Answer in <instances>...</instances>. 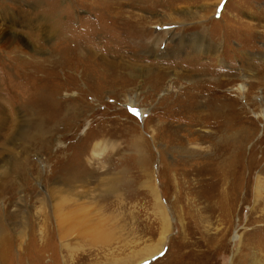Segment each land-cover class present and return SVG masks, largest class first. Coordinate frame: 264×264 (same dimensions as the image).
Returning <instances> with one entry per match:
<instances>
[{"label":"rangeland","instance_id":"obj_1","mask_svg":"<svg viewBox=\"0 0 264 264\" xmlns=\"http://www.w3.org/2000/svg\"><path fill=\"white\" fill-rule=\"evenodd\" d=\"M103 1L0 0V30L41 42V55L25 56L46 60L37 72L0 49V264H264V0H135L143 11H123L148 23L133 55L135 39L118 44L122 29ZM166 30L179 41L204 35L210 50L171 53L163 42L152 51L148 41ZM68 32L89 45L88 67L53 52ZM121 61L133 68L104 65ZM213 103L234 116L231 128L257 159L250 185L237 175L226 189L215 177L193 182L189 169L211 160L217 130L200 118ZM23 115L33 124L25 135L12 125ZM162 240L157 256L138 263Z\"/></svg>","mask_w":264,"mask_h":264},{"label":"bare ground","instance_id":"obj_2","mask_svg":"<svg viewBox=\"0 0 264 264\" xmlns=\"http://www.w3.org/2000/svg\"><path fill=\"white\" fill-rule=\"evenodd\" d=\"M103 3L104 4H102V7L106 11V17H108L110 20L114 21L113 24H117L119 26L120 31L122 29V32H123L122 37H120L117 40L118 44H122V45L126 44L127 39L129 40V37H127L129 34H131V36H133V39L139 40L138 43H137V40L136 41L134 40L133 41L134 43L133 42L131 43L133 48L131 49L130 52L128 51V54H131V55L136 54L134 52H136V51L138 52V50L141 49L143 40L146 38V34H144L143 30L145 28V25L148 23V19L143 17L140 14H132V13L124 12L122 7H124L126 5H131V7L136 8L139 11H143L142 7L139 6V3L135 0H133V1L129 0V2H124V0H118V1L104 0ZM140 7H141V9H139ZM104 16H105V14H104ZM155 26L162 27V26H172V25L154 24V27ZM65 27L68 30V26L66 24H65ZM115 27H117V26H115ZM7 33H8V31H5V29L0 30V49L5 50V51L10 50V52H8V53H11V55L13 56L11 59L16 60L17 62H20L21 65L26 66V67L28 65L29 66L33 65L36 67L37 72H42V66L45 65V63H46V60L44 58L39 56L40 58H37L36 62H31L25 56V55L28 56L29 53H34V52L36 55H41V52H43V50L38 44L42 45V43L36 42L35 43L36 46H35L34 44H31L25 37H23L22 35H20L18 33L13 34V35H7ZM72 33L73 32H71V34ZM71 34H70V32H68L67 37H65V36L61 37L60 41H58V44H57L58 47L55 48V50L53 49V52L58 53L59 50L63 54H66L67 52H69L70 55H72L74 57L73 67L75 69H79V68L84 69L86 66L88 67L89 65H91L93 63V61L91 59L92 58L91 49L89 48V45H84V44H82L81 41L78 42V39L75 38L74 35H73V37H69ZM140 34H143V36H140ZM166 36H168V37H166ZM163 37H165V38H163ZM176 37L177 36L175 35V33H171V30H166L165 32H162L160 36H158V34L155 32L153 34L152 38L150 36L151 40L148 41V47L153 51V50H155L157 45L160 46V44L163 42H167V43L169 42L171 44L172 43L174 44L172 50L170 51L171 53H174L175 50H177L179 48L185 47V45L188 47L189 46L192 47V49L193 48L196 49V51H199L200 54L201 53L203 54L205 52V50H207V49L210 50V48H208L207 40H206L204 35H201L198 33H196L195 35L192 34V38L187 37L188 41H179L180 39L178 38V40H176ZM39 40L40 39H38V41ZM185 42H186V44H185ZM211 49H213V48H211ZM53 52L51 53L52 58L55 57V55H54L55 53H53ZM107 52H109L111 54L119 52L117 55H114V58H116L117 56L121 57V55H119L120 53H122V54L126 53V52H123V50L114 51V49H111L110 51H107ZM30 63H35V64H30ZM53 63L58 64V65L61 64V62L57 59ZM104 65L107 67H111V68L115 67L116 69H118V68H121V69L133 68L132 65L124 63L122 61H121V63H117V62L112 63L111 62V65L104 63ZM26 73L28 74V70H25V72L23 71L22 76L26 77L25 76ZM40 76H42V75H40ZM37 77H38L37 78L38 81L41 83L43 81V78H39V76H37ZM214 82H215V86L212 84ZM214 82H210V84L213 86V90H212L213 92L215 91V88L216 89L218 88L217 82L216 81H214ZM202 83L203 82H197V83L194 82L192 85L197 86V85L202 84ZM205 83H206V81H205ZM237 90L242 91V87H238ZM36 99L38 102H41V100L43 99L41 92L38 95H36ZM38 112H39V110L36 108L35 109L29 108V110L25 111L24 113L29 115V116L30 115L34 116V120L36 121V125L39 126V127L36 126V128L42 130V128L44 127L42 125L43 124L42 116H38ZM225 112H224V109L221 108V106L218 103H213L210 106H208V110H207L206 115H204L203 117L200 118V121L202 120L201 123L209 121L211 124H214V127L217 131L214 132V130H213L214 134H211L213 136V138H211L212 148L209 150V156L211 155L210 156L211 160H209L205 163L197 164L198 165L197 167H193V168L191 167L189 169V172L191 175H192V173L195 174V175H193V178H192L193 182L199 180L201 182L205 181L208 184V183H211L213 177H215V178H217V181H219L222 186H225V189L230 185L231 181L234 180V178L236 179L237 176H239V178L242 177L241 178L242 181L244 180L246 184L250 185V183L252 182V179H253L254 168H255L254 165L256 164L257 159H255V157L252 156L253 155L251 152L252 150L249 149L248 152H246V150H244L247 141L244 137H241V138L237 137V136H239V133H236V131L231 128V125L235 122V119H233L234 116L227 115L228 111H227V113H225ZM19 119L20 120L17 123L13 124L12 120H11V123L13 125V128H15L14 130H16L17 133L25 135L27 132V129H30L33 124L30 123L28 116L23 115ZM4 120L5 119H1V123H3ZM4 123H6V122H4ZM161 123H164V122H161ZM157 130L159 132H161L163 130V125L160 124L157 127ZM242 139H244V140H242ZM212 152H213V154H212ZM203 170L204 171L207 170V172H205V173L210 172V176H209L208 180L202 175ZM260 172L263 173L264 168L261 169ZM173 173H174L173 174V181L177 186L176 171ZM197 174L199 176H201V177H199V179H197L198 177L196 178ZM76 180H77V177L74 178V176H70V177H67V179H65L62 184L67 186L66 188H68V190H69L70 187L74 186V184L76 183L75 182ZM260 181H261V178L256 176L255 182L257 184L258 183L260 184ZM116 184H117L116 179H111V180H108L107 182H105L104 186H106V188H105L106 193L108 192V194H113L115 191V185ZM256 188L259 189L260 186L257 185ZM153 196H155L154 192H153ZM154 209L157 210V212L160 216V224L161 223L167 224L169 218L166 217L165 210H164L163 206H161V203L159 202L157 197H156V201L154 203ZM71 218H73V217H71ZM262 220H263V218L259 219V221H262ZM60 227L63 228L61 223H60L59 228ZM164 240H165V238H164ZM163 242L164 241L162 240L161 243L157 246V248L149 250V251H145V254L141 256L138 263H142L144 261L151 259L152 257L157 256L163 249V246H164ZM166 256H167V254H166Z\"/></svg>","mask_w":264,"mask_h":264}]
</instances>
